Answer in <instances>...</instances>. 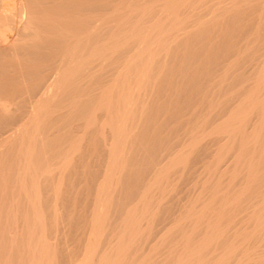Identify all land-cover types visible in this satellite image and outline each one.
I'll return each instance as SVG.
<instances>
[{
    "label": "bare ground",
    "instance_id": "obj_1",
    "mask_svg": "<svg viewBox=\"0 0 264 264\" xmlns=\"http://www.w3.org/2000/svg\"><path fill=\"white\" fill-rule=\"evenodd\" d=\"M31 1L34 2V0ZM52 1H49L51 6L55 2ZM89 1L86 4L88 6H90ZM142 1L124 0L125 3L123 2L121 7L119 3V7L116 8L113 17H111L113 21H111L114 22L115 19L118 23L114 22V24L120 30L115 31L116 33L111 32L112 35L110 36L107 34L108 38L103 39V42L102 40L97 42L100 35L98 32H102L101 28L104 27L103 29H105L106 27L104 24L100 26L98 32L97 28L94 30L84 27L83 33L72 35L74 32L72 29L76 30L79 26L83 27L85 22H88L91 17V10L85 9L86 12L90 13L85 12V16L83 7L80 8L75 5L76 8L81 9L78 11L83 15L78 14L77 11L74 14L63 15L62 11L65 9L62 6L64 2L61 1L62 15L60 13V15L58 13L56 15L58 10L55 7L56 3L53 4V9L56 8L55 13L51 12L54 14L51 15L50 8L48 9L49 14L46 10L44 11L46 1L43 2L42 6H40L42 2L39 1L40 10L42 7L44 9L42 8L43 13L38 16L40 13L38 7L34 5V8L31 3V5L27 4L26 0H0V194L2 196L3 193L4 198L8 195L9 198V203L7 202L9 206H6L7 209L5 210V225H0V264H264V12L261 9L264 3L262 6L259 4L261 9L259 10L256 1L250 2V0ZM56 2L58 3V0ZM69 2L70 4L74 3L71 0ZM83 3L81 4L84 5L85 3ZM36 4L38 6V3ZM48 6L50 7V4ZM88 6L86 7L88 8ZM88 9H92V7ZM66 10L68 9L66 8ZM94 16L92 14V17ZM107 19L104 16L101 22L108 23L110 19ZM94 20L96 19L91 18L89 23ZM19 24L20 26L23 24L22 28L30 30L29 33L27 30V34L24 33V36L26 34L27 39L31 40L28 43V48L40 47L42 50L43 47L48 46L45 42L42 45L43 40L47 37L44 35L45 32L47 33V27H50V31L59 28V32H54L57 33V38H54L55 34L51 33V36L54 35L51 38L53 44L49 43V46L53 48L51 51L55 52L56 46L55 48L53 46L57 45L54 43L57 40L54 39L63 42H61V59L58 58V63L49 57L44 61L42 59L40 63L39 60L34 64H31V61L30 64L23 63L25 58L22 53L24 51H20L21 58L17 56L18 54L15 55L14 42L16 40L12 37V27H17ZM42 24H45L43 36L42 31L40 32ZM224 24L227 25L225 27L231 29L230 32L227 29H224L227 30L226 32L223 31ZM229 25L232 28H229ZM81 29L83 30V28ZM221 30L222 32H220ZM10 31L12 32L9 33ZM17 34L19 35H16L19 43H25L24 38L26 37L22 36L23 33ZM48 35L51 37L50 34ZM91 41L94 43L92 44ZM200 42L201 44H198ZM257 42L259 44L256 46L254 43ZM64 44L66 45L64 46ZM49 46L48 48H50ZM247 50L250 53L253 51V56L257 55L258 59L254 60L255 63L252 64L250 62L253 61L249 62L251 59L248 58V62L252 64L250 67L248 63L249 68L241 65L242 60L240 59ZM48 51L50 54V50ZM224 51L226 52L224 53ZM226 54H232L229 57H233L232 61L229 58L231 64L226 69L229 70L232 67L237 72L236 74H234L235 71L234 73L231 72L232 75H235L234 79L242 81L243 75L250 72H254L255 79H253V74L246 75L245 81L247 79L253 81L246 83L248 87L246 96L244 99H240L241 102L234 110L231 106L233 111L231 115L229 114V116L227 113L228 117L220 118L214 124L211 132L205 131V125L202 126L205 133L203 130L198 132L201 124L195 131L194 128L192 129L195 135L191 137L194 140L190 143V149H195L196 157L200 163V165L198 164L200 166V176H198L200 177L199 207L189 203L191 206L188 207V211L183 217L180 215L181 211L179 212L181 218L175 217L177 219L175 225L172 224L173 226L165 231L164 238L162 236L156 244L150 245L153 234L158 231L154 232V222L156 218H160L158 214L164 213L161 210L163 205L161 206L159 202L157 204L160 210L155 211L153 208L152 188L155 185L161 186L168 179L172 169L174 171L178 165H182L186 169L189 162L184 156L188 150L182 148V150L179 149L175 152L176 156L173 155V158L168 159L167 164L161 163L163 156H167L168 152L173 149L171 150V145L164 146L161 143L163 140L162 132L167 130L162 131L164 127L160 126V122L156 124L158 120L155 119L166 115L170 109L162 112L161 108L159 110L156 107L158 111L156 110L154 113L153 108L155 104L158 106L162 103L160 102L162 96H168L171 103L170 96L172 95H176L174 99L177 97L180 99L177 101L178 104L182 105L183 110L189 106L192 107L194 103L199 102L201 104L206 100V93L199 90L202 86L199 79L200 73L205 71L210 72L209 75H211V71L215 72L218 64H223L218 63L219 60L217 59L222 56L227 57ZM245 54L247 53L245 52ZM118 56L119 61H121L120 57L122 56L123 63L120 64L122 67L118 74H115L117 77L111 84L105 85L101 95H97V104L89 111L87 107L91 108V104H88L91 100H88V95L92 91L84 87L85 83L82 86L79 78L82 76L89 77L87 78V80L89 79L88 82H86L90 85L98 77L95 73L90 72L92 67L102 64L103 67L107 68L103 62L116 60ZM225 59H221V62ZM193 62H198V66H195V71L190 72L189 67H192L190 64ZM112 67L117 68L114 65ZM222 67L225 65L221 66L220 70ZM50 68L51 75L47 74V70ZM113 70L116 71L114 68ZM176 70L180 71L175 72ZM110 71L111 69L108 72ZM222 73L224 72L222 71ZM231 73L229 72V75ZM174 75L177 76H175L176 78L182 77L181 80H174L176 79ZM210 77L216 78V75ZM94 78L95 80H93ZM226 78L228 79V76H225L224 79L219 78V80L224 82ZM97 79L101 83V80ZM83 82L85 81L83 80ZM93 84L96 86L94 82ZM218 84H216L217 88L222 86ZM83 87L87 88L89 93L91 92L85 99L75 96V93L81 92L80 89ZM40 88H43V91ZM93 88L95 89V87ZM202 88L205 89L203 86ZM31 92L40 94L39 97L36 95L37 97L33 101L36 106L35 111L32 109L34 115L29 114L30 110L27 104L30 99L29 95L34 99ZM154 92L155 96H153ZM146 94H148L147 97H145ZM61 95L63 98H67L69 103L70 109H68L69 111L66 109L65 112L68 117L72 114V117L78 118L77 115L80 111L78 119L86 133L83 136L81 134L82 137L71 138L72 136L75 137L73 135L76 131L73 130L74 127L80 126L77 119V124L71 123L70 132H73L72 136L69 135L70 132L69 134L63 133L62 137L54 138L55 140L49 139L43 144L44 141H41L43 139L39 140L37 135L40 134L39 131H43L44 123L48 125L46 120H49L47 118L50 116L49 110L53 108L52 102L59 101L56 98ZM199 95H201L200 100ZM55 103L54 105L60 104ZM64 104L66 105V102ZM64 104L62 107H65ZM56 107L54 106V108ZM62 107H60V111H65V108ZM182 109L179 110L182 112ZM100 110L103 111V114H100ZM52 112L54 111L52 110ZM170 112L175 116L176 113L178 114L175 110ZM171 113L168 116L173 118ZM55 114L58 115L54 112L53 115ZM29 115H33L31 119H29ZM60 115L62 116V113ZM102 116H105L103 123H97ZM162 118L164 120V117ZM68 119L71 120L72 118ZM55 120L59 122L57 118ZM174 120L176 121V119ZM200 121L198 122L200 123ZM152 122H154L153 127ZM96 124H100V127H95ZM155 124L159 126L156 127ZM50 126L47 129H50ZM94 128L97 129L98 141L96 144H92L93 148L90 151L95 150L98 145L101 147L103 155H99L101 160L98 159L100 162H98L100 164L99 167L97 166L98 169L93 174L91 172L90 176L87 175L90 189H87L89 191L86 196L92 198L89 201L91 203V207H89V209L91 208L90 218L84 221L80 213L78 215L76 213L79 212V209L75 210L78 205L73 199L75 194H72L74 184H71V180L73 178L71 180L69 178L74 172L72 170L75 166L79 165L77 161L85 158V154L89 152V140L85 135L90 134ZM185 133L187 132L185 131ZM171 134L169 135L172 136L173 134ZM45 135L44 138L46 139ZM181 139L184 138L179 140ZM187 141L181 142L183 144ZM66 143L68 145H62ZM51 144L52 147H49ZM184 145L189 146V143ZM39 146L40 150L43 151L46 149L43 146H47L52 158L62 155L63 162L59 165L60 168L54 166L55 161L51 162L50 160L48 162L44 159L45 156L49 157L45 155L46 153L38 154L36 149ZM181 147L185 146L181 145ZM40 150L38 151L40 152ZM43 151L42 153H44ZM78 151H81V157L82 154L85 157L76 159V156L78 157L76 152ZM36 152L39 156L45 155L44 160H42L43 156L38 158ZM172 153L170 154L172 155ZM72 166L74 167L72 168ZM166 183L168 184V182ZM3 190L8 191L4 193ZM51 190L52 193L49 194ZM135 196L138 197L135 204L126 207L130 205L129 203L133 201ZM79 198L81 197L79 196ZM82 200H84L83 197ZM75 201L77 200L75 199ZM1 202L3 201L1 200ZM61 205L63 208L59 211L58 207ZM81 206L80 208L83 209ZM80 211L82 213V210ZM195 212L196 217L193 216L195 223H192L188 230H184L185 221L183 219L189 218L190 220ZM2 213L0 210V220ZM113 217L115 220L121 217L120 222L117 220L119 222L118 231L115 232L116 237L111 238L110 236L107 247L103 248L102 244L109 235L108 228ZM145 219L147 221L149 219V223L144 222ZM81 227L83 229L82 234L83 232L87 234L85 233L83 256L77 261L73 259L74 256H67L62 241L66 238V234L71 236ZM173 233L180 234L182 247L179 246L180 249L175 247L169 251L167 257L163 259L159 257V259L157 257V255L161 256L158 254L160 252L159 246L161 247L165 242H168L167 239ZM195 233L198 234L197 243L195 241L190 243ZM51 234L57 238L56 242L50 241ZM144 236L146 237L144 238ZM143 238L142 246H140ZM102 249H104L103 252H101Z\"/></svg>",
    "mask_w": 264,
    "mask_h": 264
},
{
    "label": "rangeland",
    "instance_id": "obj_2",
    "mask_svg": "<svg viewBox=\"0 0 264 264\" xmlns=\"http://www.w3.org/2000/svg\"><path fill=\"white\" fill-rule=\"evenodd\" d=\"M27 2V4H32L33 5V7L35 8V6L36 7H38L37 9H38V11L40 10V6H42V4H44L45 3V1H46V4H44V6H45V8L46 9H44V7H42L43 9H44V11L46 10V12H48V9H49V11H50V14L51 15H54V14H52L51 12H54L55 10H56V8H58V10H57V12H56V15H58L59 13L62 15V12L64 13L63 15H66V14H74V12H78V14H80L81 12V9H79V8H76L75 7V5L77 6L78 5V7H80V8H82V10L84 11V14H85V16H86V13H89V12H86L85 11V9H87L88 11L89 10H91L90 12H91V17H90V19L89 20H91V18H95L96 20H94V21H90V23H89V20H88V22L86 23L85 22V24H84V26L83 27H77V29L75 30V29H72V31H74L73 33H72V35H77V34H79L80 32L81 33H83L84 31H85V28L87 27V29H89V28H91V29H94L95 30V28H97V32L99 31L98 29H100V26H103V24H104V26H106L105 27V29H103V28H101V31L102 32H98V34H100L99 35V40L97 39V42H99L100 40H102V42H103V39L104 40H106V38H108L106 35L108 34V36H110V35H112L111 34V32L112 33H114L115 31L116 32H118L120 29H119V27H117V26H115V24H114V22L115 23H118L115 19H114V22H112L113 20L111 19V17H113V12H115V10H116V8H118L119 7V3H120V7L125 3L124 2V0H91V1H89V0H84V1H80V0H71V2L72 1H74V3L72 2V4H70V0H58V3L56 2L57 0H54L55 2L54 3H56V5L54 4V3H52V6H51V3H49V1H51V2H53L52 0H38V2H37V0H36V2H35V0H34V2H32L31 0V2L29 1V0H26ZM39 1L40 2H42L41 4L39 3ZM64 2V3H60V2ZM67 1V2H66ZM88 1H89V5L90 6H88V5H86L87 3H88ZM125 1H128V0H125ZM137 1H139V0H137ZM140 1H142V0H140ZM143 1H149V0H143ZM142 1V2H143ZM256 1V5L257 6H259V4H261L260 6H262L263 5V0H254V1H252V0H250V2H255ZM44 2V3H43ZM48 2V3H47ZM66 2V3H65ZM85 4H84V3ZM90 2H91V4H90ZM100 2V3H99ZM124 2V3H123ZM136 2V1H135ZM258 2V3H257ZM34 3V4H33ZM36 3H38V6H37V4ZM81 3H83L84 5H82ZM138 3H141V2H138ZM30 4V5H31ZM39 4H40V6H39ZM48 4H50V7L48 6ZM53 4L55 5V10L53 9ZM70 4V5H69ZM253 4H255V3H253ZM29 5V6H30ZM35 5V6H34ZM63 6V8L65 9L64 11H62L63 10V8H60V6ZM65 5H66V8L68 9V10H66V8H65ZM79 5H81V6H79ZM70 6V7H69ZM74 6V7H73ZM86 6H88V8H91L92 7V9H88ZM97 6V7H96ZM260 6L258 7L259 8V10H263V12H264V6H262L261 7V9H260ZM52 7V8H51ZM103 7V8H102ZM107 7V8H106ZM32 8V7H31ZM41 8V10L39 11L40 13H39V15L38 16H40V14H42L43 12H42V9ZM70 8H72L71 10H70ZM113 10H112V9ZM36 9V10H37ZM51 9H52V11H51ZM60 9H62V10H60ZM78 9L80 10V11H78ZM102 10V11H101ZM258 10V11H259ZM62 11V12H61ZM67 13H66V12ZM73 11V12H72ZM82 11V12H83ZM86 12V13H85ZM99 12V13H98ZM55 13V12H54ZM58 13V14H57ZM48 14H49V12H48ZM59 14V15H60ZM82 14V13H81ZM92 14H94L95 16L94 17H92ZM115 14V13H114ZM75 15L76 16H78L79 17V15H77V13H75ZM83 15V14H82ZM105 16V18L107 19H110V24H109V22L108 23H106V22H104V23H102L101 21H102V17H104ZM107 16V17H106ZM87 17L89 18V15H87ZM101 17V18H100ZM98 18V19H97ZM107 19V20H108ZM103 20H104V18H103ZM112 20V21H111ZM96 21H98V22H96ZM94 22V23H93ZM96 22V23H95ZM89 23V24H88ZM93 24V25H92ZM105 24H107V25H105ZM114 24V25H113ZM227 24V23H226ZM226 24H224V27L225 26H227ZM23 25V24H22ZM22 25L20 26V24H19V26H17V27H12V31H10L9 33H11L12 32V37L14 38V40H16L14 43H15V49H16V54L15 55H17V56H19L20 58H21V53H20V51H24L23 53H22V55H24V61H22L23 63H29L30 64V61H31V64H34V63H36V62H38V60H39V63L40 62H42V59H43V61L44 60H47V59H49V58H53L54 59V62L55 61H57V63H58V58L59 59H61V50H62V41L61 40H59V39H54V40H57L56 42H54V43H56L57 45H54L53 47L55 48V46H56V51L54 52H52L51 50H53V48L52 47H50L49 45V43H51L52 42V37L54 36V35H52L51 36V33L52 34H55V36H54V38H57L56 37V35H57V33H54V32H59V28H57V26H56V28L57 29H54V31L52 30V31H50V27L48 28L47 27V33L48 34H50V36L51 37H49V35L45 32V34L43 33V30L45 31V28L43 29V27L45 26V24H42V26H41V30H40V32L42 31V36H43V34L44 35H46L47 37H45V40H43V42H42V45L44 44V42L46 43V45H48L50 48H52V49H50V48H48V46L46 47H43L44 49L42 50V48H38V47H30V48H28V43L29 42H31V40H29V39H27L28 38V36H26V34H27V31H28V33H29V29H27V28H22ZM89 25V26H88ZM91 25V26H90ZM111 25V26H110ZM118 25V24H117ZM49 26V25H48ZM51 26V25H50ZM119 26V25H118ZM19 27V28H18ZM85 27V28H84ZM89 27V28H88ZM116 27V28H115ZM51 28H53V26H51ZM81 28H83V30L81 29ZM219 28H223V27H219ZM229 28H232V27H230V25H229ZM18 29V30H17ZM20 29V30H19ZM40 29V28H39ZM48 29H49V32H48ZM224 29H227V30H229V32H230V30L231 29H228V27H225V28H223V31L224 32H226ZM23 30V32H21ZM27 30V31H26ZM82 30V31H81ZM118 30V31H117ZM26 31V32H25ZM108 31H110V32H108ZM104 32H105V34H104ZM115 32V33H116ZM220 32H222V30L220 31ZM228 32V33H229ZM17 33H19V34H21V33H23L22 34V36H24V33H26L25 34V36L24 37H26V38H24V41H25V43L23 42V43H19V40H18V38H17V36H19ZM104 34V36L100 39V37ZM41 34V33H40ZM98 34H97V38H98ZM17 35V36H16ZM216 35V34H215ZM215 38V37H214ZM93 40V39H92ZM48 41H50V42H48ZM94 41L96 42V39L94 38ZM94 41L92 42V44L94 43ZM48 42V43H47ZM62 42V43H61ZM65 42V41H64ZM67 42V41H66ZM65 42V43H66ZM20 44V45H19ZM51 44H53V43H51ZM198 44H201V42L200 43H198ZM255 45L257 44H259L258 42L257 43H254ZM261 44V43H260ZM41 45V46H42ZM66 44H64V46H65ZM254 45V48L257 46H255ZM25 46H26V48H25ZM52 46V45H51ZM198 46V45H197ZM18 47V48H17ZM196 47V46H195ZM20 48V49H19ZM22 48V49H21ZM35 48H37V49H35ZM59 48H60V50H59ZM254 48H253V50H254ZM26 49V50H25ZM40 51H39V50ZM46 49V50H45ZM29 50V51H28ZM48 50H50V52L51 53H53V54H49V51ZM249 50H251V49H249ZM38 51V52H37ZM248 51V50H247ZM245 51L247 54H245V52L242 54L243 55V57H240V59L242 60V62H241V60H239V62H241V63H239V64H241V65H243V66H247L248 67V65L250 64V63H255L254 62V60L256 61V59H257V55H255V56H253V51H251L252 53H250V51ZM264 51V50H263ZM17 52H19V53H17ZM30 53V54H28V53ZM57 52V53H56ZM226 51H224V53H225ZM262 52V51H261ZM55 53V54H54ZM59 53V54H58ZM223 53V52H222ZM257 53V52H256ZM255 53V54H256ZM259 53V52H258ZM35 54V55H34ZM44 54V56H42ZM48 54V55H47ZM248 54H250V55H252L251 57H250V55H248ZM25 55H26V57L28 58H26L25 57ZM40 55V56H39ZM47 55V56H46ZM227 55V57H224V56H222L221 58L219 57V59H217V60H219L218 61V63H223V64H220L221 66H224L225 65V67H222V70H220L221 68V66L218 64V66H217V68H216V71L215 72H213V71H211V75H209L210 74V72H201L200 73V77H199V79H200V81L202 82V86L203 87H205V89L203 90V88H202V86H201V88L199 89V90H201L202 92H205L206 93V96H205V98H206V100L205 101H203L201 104H199V102H197V104L196 103H194L193 105H192V107L191 106H189V107H187V108H185V110H183L182 109V105L181 104H178L179 102L177 101V100H180L178 97H177V99H174V98H176V95L174 96V95H172V96H170V100L172 101L171 103L169 102V97L167 96H165V97H163V99H162V97H161V100L162 101H160V102H162L160 105H158V106H156L157 104H155V106H154V108H161V111L163 112V110L165 111L166 109H170V111L172 110V111H176V112H178V114H180V115H182V116H180V115H178L177 113H176V116L175 115H172V113L170 112V111H168L167 113H166V115H164V116H162V117H164V120H163V118L162 117H158V119H155V120H158V122H156V124H159V122H160V126H162V127H164L163 128V130L162 131H164L165 129L167 130V131H164V132H166V133H164V132H162V141H161V143L165 146V145H167V144H169V145H171V150L172 151H170V152H168L169 154L171 153V152H173L172 153V155L170 154H168L167 156H163V160H165V161H163L162 160V164H167L168 163V159H171V158H173V155L174 156H176V154H175V152L177 151V150H182V148L185 150H188V152L186 151L185 153H187V154H185L184 156L188 159V163H187V165L188 164H192V165H188V168H187V165H186V169H184L183 168V166L182 165H178L176 168H175V170L173 171V169H172V171L170 172V177L168 176V179L167 180H165L163 183H162V187L161 186H157V185H155V187H153L152 189V195H153V208H154V210L155 211H159L160 210V207H158V204L160 203L161 204V210L162 211H164V213H162V215H159L158 214V216L160 217V218H156V220H155V222H154V232H156V230H158L155 234H153V237H152V240L150 241V245H154V244H156L157 243V241H159V239L165 234V231H167V229L169 228H171L173 225H175V222H176V218H181V216L183 217L184 216V214L188 211V209L190 208V206L191 205H189V203L190 204H194L197 208L199 207V199H198V192H199V183H200V181H199V178L200 177H198V176H200V166H198V164L200 165V163H199V160H198V158L196 157V151H195V149H190L191 148V146H190V143H192L193 142V140H192V138L191 137H193L195 134H194V131L196 130V129H198V126L201 124V127L202 126H204V127H199V130H198V132L200 131V130H203V133H205V131L208 133V132H211L212 131V129L214 128L213 126H214V124H216L217 123V121H219V119L221 118V119H224L225 117H228V115L230 114L231 115V112H233L232 110H231V108L233 107V110L236 108V106L241 102V98H243L244 99V97L246 96V94H247V90H248V87L246 86L247 84H248V82L250 83V82H253V81H249L248 79L245 81V78H246V75L247 74H249V75H252L254 72H250V73H247V74H244L243 75V77H244V79H243V77H242V81H238L236 78V82H235V79H234V77H235V75L234 74H236L237 72L235 71V70H233L232 69V67L230 68V69H232L231 71H230V69L228 70V69H226L227 68V66L228 65H230L231 64V61H232V59H233V57L232 58H230L229 57V55L228 54H226ZM241 55V56H242ZM247 55V56H246ZM230 56H232V54L230 55ZM35 57V58H34ZM47 57V58H46ZM49 57V58H48ZM122 57V56H121ZM120 57V59H121V61H122V58ZM246 57V58H245ZM256 57V58H255ZM119 56L116 58V60L114 59V60H112V61H107V62H103V64H104V66H106L107 68H105V67H103L102 66V64L101 65H94L93 67H92V70L90 71L91 73H95L98 77L97 78H99V80H101V83H100V81H98V79L96 78V81H92V83L90 84L91 85V87H90V85L87 83L88 82V80H87V78H89V77H87V78H85V76L83 77H81V78H79V81L81 82V84H82V86L84 85V83H85V85H87V86H85L84 85V87H87L90 91H92V93L90 94L89 93V90H87V88L85 89L84 87L83 88H81L80 90H81V92H76L75 93V96H79L81 99H85V98H88V96H89V98H88V100L90 99L91 101L88 103L87 101V103L90 105L91 104V108H89V107H87L88 109H89V111H90V109L92 110L94 107H95V105L97 104L96 102H97V98H98V96L97 95H101V93H102V90L105 88V85L106 86H108L109 84H111L112 82H113V80H115L114 78H116L117 77V75L115 76V74H118V72H119V70L121 69V67L122 66H120V64L121 63H123V61L121 62V61H119ZM224 58H226L224 61H222L221 62V59H224ZM229 58H230V60H229ZM248 58H250L251 60H249ZM262 58V57H261ZM22 59H23V57H22ZM27 59V60H26ZM245 59V60H244ZM33 60V61H32ZM117 60H118V62H117ZM201 60V59H200ZM226 60H228V61H226ZM247 60V61H246ZM248 60H249V62L250 61H253V62H248ZM258 60V59H257ZM27 61V62H26ZM115 61V62H114ZM110 62H112L111 64H109ZM118 64H117V63ZM199 62V61H198ZM198 62H193L192 64H190V66H192V67H189L191 70H190V72L191 71H195V66L197 65L198 66ZM56 63V64H57ZM108 63V65H106ZM116 63V64H115ZM229 63V64H228ZM249 63V64H248ZM94 64H96V63H94ZM193 64H195V65H193ZM227 64V65H226ZM252 64H250V67H251V65ZM117 66V68H115V67H112V66ZM122 65V64H121ZM177 65V64H176ZM96 66V67H95ZM196 66V67H197ZM98 67V68H97ZM112 67V68H111ZM177 67V66H176ZM175 67V68H176ZM109 68V69H108ZM113 68L114 69H116V71L115 70H113ZM229 68V67H228ZM249 68V67H248ZM95 69V70H94ZM102 69V70H101ZM111 69V71L110 72H108L109 70ZM117 69H118V71H117ZM224 69H226L225 71H224ZM48 71V72H47ZM46 72H47V74H50L51 75V72H49V71H51V68L50 69H48ZM180 71V70H179ZM179 71H175V72H179ZM201 71V70H200ZM203 71V70H202ZM222 71L225 73V72H227L228 74L226 75V73H225V75H224V73H222ZM234 71H235V73H234ZM239 71V70H238ZM229 72L231 73H234L233 75H232V73H231V75H229ZM206 73V74H205ZM217 73H218V75H217ZM102 74V75H101ZM50 75H49V77H50ZM215 75H216V78H212V77H210V76H213V77H215ZM248 75V77H250ZM108 76V77H107ZM112 76V77H111ZM176 75H174V78H176L175 77ZM224 76V77H223ZM225 76H228V79L226 78L225 80H224V82L223 81H221V80H219V78H225ZM253 76V79H255V77H254V74L252 75ZM111 77V78H110ZM247 77V78H248ZM95 78L93 79V80H95ZM105 78V80H103ZM181 78L182 77H178V78H176V79H174V80H177V81H180L181 80ZM252 78V77H251ZM250 78V79H251ZM86 79V80H85ZM112 79V80H111ZM222 79V80H223ZM252 79V80H253ZM83 80L85 81V82H83ZM209 80V81H208ZM215 80V81H214ZM230 80V81H229ZM87 81V82H86ZM107 81H109V82H107ZM204 81V82H203ZM220 81H221V83H220ZM93 82L96 84V86H93L94 84H93ZM98 84H97V83ZM104 82V83H103ZM209 82V83H208ZM243 82V83H242ZM207 83H208V85H207ZM218 84V85H222V86H219V88H221V87H223V88H221V89H219V88H217L218 86H216V84ZM223 83V84H222ZM245 83V84H244ZM247 83V84H246ZM101 84V85H100ZM203 84H205V85H203ZM104 85V86H103ZM214 85V86H213ZM224 85V86H223ZM97 86H99V87H97ZM101 86V87H100ZM209 86V87H208ZM213 86V87H212ZM246 88H245V87ZM93 87H95V89L93 88ZM207 87V88H206ZM212 87V88H211ZM215 87V88H214ZM242 89H241V88ZM244 88V89H243ZM42 91H43V88H40ZM39 89V90H40ZM92 89V90H91ZM214 89V90H213ZM40 90V91H41ZM86 90H87V92H86ZM206 90V91H205ZM212 90V91H211ZM237 92H236V91ZM242 92H241V91ZM40 91H39V93H40ZM100 91V92H99ZM83 92V93H82ZM166 92V91H165ZM168 92V91H167ZM199 92V91H198ZM197 92V93H198ZM245 92V93H244ZM32 93V92H31ZM38 93V94H39ZM79 93V94H78ZM83 95H82V94ZM87 93V94H86ZM88 93L90 94V95H88ZM99 93V94H98ZM178 93V92H177ZM190 92L188 91V94H189ZM228 93V94H227ZM28 94V93H27ZM33 94V96L32 97H34V99L33 98H31V95H29V97H30V99H29V102L27 103L28 104V109L30 110L29 111V114H33L34 113V108L36 109V106H35V103L33 102L35 99H36V97L38 96H40V94L39 95H37L36 94V92L35 93H32ZM35 94V95H34ZM155 94V92L153 93V96H155L154 95ZM174 94H176V93H174ZM224 94H226V95H224ZM237 94V95H236ZM241 94V95H240ZM37 95V96H36ZM80 95H82V96H80ZM88 95V96H87ZM147 95L148 94H146V96L145 97H147ZM228 95V96H227ZM230 95V96H229ZM231 95H232V97H231ZM92 96V97H91ZM187 96V95H186ZM200 96L201 95H199V100H200ZM225 96H226V98H225ZM236 96V97H235ZM172 97V98H171ZM229 97V98H228ZM92 98V99H91ZM67 98H63V95H61V96H59V97H57L56 98V100H59V101H53L55 104H57V103H60V104H57V105H54V103L52 102V107H51V105H50V108H52L51 110H49V114H50V116L52 117H48L47 119H49L48 121L46 120V123L48 124V125H46L45 123H44V125H43V131H39V133L40 134H38L37 136H38V138H39V140H41V139H43V140H41V141H44L43 142V144L44 143H46L47 141H49V139L50 140H55L54 138H60V137H62L63 136V133H67V134H69V132H70V128H71V123H75V124H77L76 122L78 121V124L80 125V126H75L74 127V129L73 130H76V131H74V133L73 132H70V134L69 135H71L72 136V133H73V135H75V137L74 136H72L71 138H79V137H82L83 136V134H85L86 133V131H84L85 129H84V127H83V125L81 124V121H79V115H80V111H79V114L77 115V117L78 118H76V116H74V117H72L71 115H69V117L66 115V111L68 110V109H70L69 108V103H68V100H66ZM168 99V100H167ZM173 99H174V101H173ZM214 99V100H213ZM217 99V100H216ZM211 100H213V101H211ZM221 100H222V102H221ZM66 102V105L68 106V108H67V106L64 104L65 102ZM177 103H176V102ZM211 101V102H210ZM63 102V103H62ZM92 102V103H91ZM95 102V103H94ZM219 102V103H218ZM228 102V103H227ZM229 102H231L232 103V105H230L231 103H229ZM94 103V105H92ZM170 103V104H169ZM174 103V104H173ZM212 103V104H211ZM62 104V105H61ZM63 104H64V106L65 107H62L63 106ZM87 104V105H88ZM167 104V105H166ZM176 104H178L176 107H175V105ZM207 106H206V105ZM211 104V105H210ZM163 105V106H162ZM205 105V106H204ZM230 105V106H229ZM54 106L56 107V108H54ZM93 106V107H92ZM169 106V107H168ZM210 106V107H209ZM229 106V107H228ZM232 106V107H231ZM33 107V108H32ZM60 107H62V108H65V111L64 110H61L60 111ZM153 108V112L155 113L156 112V110L158 111V109L156 108V109H154ZM165 108V109H164ZM176 108V109H175ZM182 109V112H181V110H179V109ZM197 108V109H196ZM34 111H33V110ZM54 109H57L56 111L54 110ZM67 109V110H66ZM87 109V110H88ZM174 109V110H173ZM187 109V110H186ZM198 109H200V110H198ZM205 109V110H204ZM33 112H32V111ZM52 110L55 112V113H58V115H56V117H55V115H53L54 114V112H52ZM58 110H59V112H58ZM160 110V109H159ZM188 110H189V112H188ZM203 110V111H202ZM63 111V112H62ZM69 111V110H68ZM99 112H101L100 114H103V111L102 110H100ZM181 112V113H180ZM188 112V113H187ZM192 112V113H191ZM60 113H62V116L60 115ZM169 113H171V115L173 116V118H170L171 116H168L169 115ZM228 113V115H226ZM77 114V113H76ZM174 114V113H173ZM188 114V115H187ZM190 114H192V115H190ZM223 114V115H222ZM225 114V115H224ZM34 115V114H33ZM33 115H29V119H31L32 118V116ZM229 115V116H230ZM31 116V117H30ZM67 116V117H66ZM184 116V117H183ZM209 116H211V117H209ZM223 116V117H222ZM72 118L71 120L70 119H68V118ZM105 116H102L101 118H99L100 120L97 122V123H99V122H102L103 123V120L105 119L104 118ZM175 117V118H174ZM55 118H57L58 119V121L59 122H57V120H55ZM76 118V119H75ZM179 118V119H178ZM201 118V119H200ZM208 118V119H207ZM78 119V120H77ZM162 119V120H161ZM174 119H176V121L174 120ZM184 119V120H183ZM212 121H211V120ZM214 119V120H213ZM53 120H55V121H53ZM72 120H74V121H72ZM77 120V121H76ZM81 120V119H80ZM155 120H153L154 122H155ZM177 120H179V121H177ZM181 120H182V122H181ZM187 120H188V122H187ZM201 120V121H200ZM204 120V122H202ZM68 121H70L69 123H68ZM190 121V122H189ZM198 121H200V123L198 122ZM212 123H211V122ZM215 121V122H214ZM50 122H52V123H50ZM62 122H63V125H62ZM154 122H152L151 124H152V127H153V125H154ZM163 122V123H162ZM195 122H197V123H195ZM67 123V124H66ZM164 123H165V125H164ZM175 123H177V124H175ZM191 123V124H190ZM53 124V125H52ZM54 124H55V126H54ZM156 124H155V126H156ZM186 124V125H185ZM194 124V125H193ZM47 127H46V126ZM54 126V127H51V126ZM56 125H58V126H60V127H58V126H56ZM67 125H69L68 127H66ZM181 125H182V127H181ZM188 125V126H187ZM193 125V126H192ZM209 127H208V126ZM211 125V126H210ZM46 128H45V127ZM48 126H50V129H54V131H53V129L52 130H50V129H47L48 128ZM154 126V127H155ZM157 126H159V125H157ZM156 126V127H157ZM57 129H56V128ZM79 127V128H78ZM95 127H100V124L99 125H95ZM208 127V128H207ZM66 128V129H65ZM77 128V129H76ZM194 128V129H193ZM205 129V131H204V129ZM46 129V130H45ZM192 129L194 130V131H192ZM42 130V129H41ZM44 130L46 131L45 133H46V135H45V133H44ZM57 131V133L55 134V132ZM69 130V131H68ZM79 130V131H78ZM97 129H95L94 128V130L93 131H91V133L89 134H87V135H85V136H87V138H88V140H89V145H90V147H89V152H87L85 155H86V157H85V155L83 156V154H82V157H81V151H78V152H76V154L78 155V157L76 156V154H75V156H76V159H82L83 157H85V158H83L82 160H79V161H77L78 163L77 164H79L78 166H75V168H74V170H72V171H77V172H72V175H70L71 177L69 178L72 182H71V184H74L73 186H72V191H73V195L75 194V196L73 197V195H71V197H73V199H74V202H76L75 204L76 205H78L77 207H76V211L78 210L79 212H76L75 210H74V212H76L77 213V215L80 213V216L82 217V218H84V221H87V220H89V218H90V209H89V207H91V203L89 202L90 201V198H92L91 196H86V195H88V191L89 190H87V189H90V186H89V183H88V174H89V176H90V174H91V172H92V174L94 173V171H96L97 169H98V167L100 166V162L98 161V159L99 160H101V155H103L102 154V152H101V147H99L98 145H97V149L95 148V150H93V151H90V150H92V144L93 143H97V141H98V136H97V131H96ZM176 130V131H175ZM189 130V131H188ZM47 131H49V132H47ZM51 131V132H50ZM60 131H61V133H60ZM65 131H67V132H65ZM174 133H173V132ZM185 131L187 132V133H185ZM53 132V133H52ZM78 132H80V133H78ZM42 133V134H41ZM164 133V134H163ZM173 135H172V134ZM49 136H48V135ZM51 134H53V136H51ZM81 134H82V136H81ZM169 134H171L172 136H170ZM182 134V135H181ZM193 134V135H192ZM41 135V137H39ZM44 135H45V137H46V139L44 138ZM176 135V136H175ZM55 136V137H54ZM59 136V137H58ZM164 136H166V138H164ZM185 136V137H184ZM43 137V138H42ZM52 137H53V139H52ZM70 137V136H69ZM180 138H184V139H181V140H179ZM48 139V140H47ZM56 139V140H57ZM176 140V141H175ZM188 140V141H187ZM46 141V142H45ZM96 141V142H95ZM184 142V141H187V142H185V143H183L182 144V142ZM190 141V142H189ZM67 142H69V140H67ZM65 143V142H64ZM189 143V146L188 145H184V144H188ZM54 144V143H53ZM183 145V146H185V147H181V145ZM62 145H64V146H66V145H68L67 143L66 144H62ZM48 146V145H47ZM47 146H43V147H45L46 149V152H45V150L43 151V150H40V146L36 149V151L38 152V154H45V155H48L49 157H47V156H45V155H40V156H43L42 157V160H47L48 162L51 160V162H54V166H56V167H58V168H60V166L59 165H61V162H63V159H62V155H61V153H60V157H54V158H52L51 157V154H50V152L47 150ZM42 147V148H43ZM49 147H52V144H51V146H49ZM48 147V148H49ZM41 148V149H42ZM44 149V148H43ZM38 150H40V152L38 151ZM42 151L44 152V153H42ZM48 151V152H47ZM97 151H99L98 153H97ZM37 152H36V154H37ZM52 152V151H51ZM91 152V153H90ZM163 152V151H162ZM161 152V153H162ZM179 152V151H178ZM177 152V153H178ZM63 153V152H62ZM89 153V154H88ZM37 154V155H38ZM98 154V156H95V155H97ZM89 155V156H88ZM100 155V156H99ZM187 155V156H186ZM39 155H38V158L40 157ZM44 156H45V158H44ZM52 159H51V158ZM95 157V158H94ZM98 157V158H97ZM100 157V158H99ZM171 157V158H170ZM44 158V159H43ZM49 158V159H48ZM88 158H89V160H88ZM165 158V159H164ZM85 159V160H84ZM167 159V160H166ZM190 160H191V162H190ZM96 161V162H95ZM105 161V160H104ZM103 161V162H104ZM167 161V162H166ZM85 162V163H84ZM95 162V163H94ZM99 162V163H98ZM164 162V163H163ZM76 163V162H75ZM84 163V164H83ZM97 163V164H96ZM160 163V165H162ZM88 164H89V166H88ZM85 165V166H84ZM90 165H92V166H90ZM99 165V166H98ZM163 165V166H164ZM81 166V167H80ZM98 166V167H97ZM74 166H72V168H73ZM95 167V168H94ZM97 167V168H96ZM182 167V168H181ZM194 169H193V168ZM199 167V168H198ZM58 168H56L58 171H59V169ZM78 168V169H77ZM80 168V169H79ZM178 168V169H177ZM198 168V169H197ZM196 169V171H193L192 172V170H195ZM189 170V171H188ZM190 170H191V172H190ZM86 171H87V173H86ZM83 172H84V174H83ZM188 172H190V173H188ZM76 173H78V174H76ZM195 173V174H194ZM80 174V175H79ZM188 174H189V177H188ZM191 174V175H190ZM82 175H83V178H81L82 177ZM174 175V176H173ZM150 176H151V174H150ZM177 176H179V177H177ZM193 176V177H192ZM58 177V176H57ZM56 177V178H57ZM180 177H181V179H180ZM195 177V178H194ZM87 178V179H86ZM90 178V177H89ZM153 178H154V176H153ZM175 178H176V180H175ZM84 179V180H83ZM85 179H86V181H85ZM171 179V180H170ZM196 180H198L197 182H196ZM74 181V182H73ZM83 181H85V182H83ZM187 181V182H186ZM166 182H168V184L166 183ZM174 182V183H173ZM176 182V183H175ZM183 182V183H182ZM76 183V184H75ZM78 183H80V184H78ZM86 183H88L87 185H86ZM178 183V184H177ZM198 184V185H196V184ZM166 184V185H165ZM83 185V186H82ZM174 185V186H173ZM74 186H75V188H74ZM157 186V187H156ZM169 187V188H168ZM76 188H77V190H76ZM182 188H183V190H182ZM8 189V188H7ZM81 190V191H80ZM164 190V191H163ZM176 190V191H175ZM8 191V190H7ZM7 191H4L3 190V192L4 193H7ZM77 191V192H76ZM0 192H1V188H0ZM50 193L49 194H51L52 193V190L51 191H49ZM75 192V193H74ZM163 193V194H162ZM179 193H182V194H179ZM82 194V195H81ZM4 194L2 193V196H1V194H0V210H1V213H2V215L4 216H2L1 215V220H0V225H5V220H4V218H5V210L7 209V207L9 206L8 205V203H9V198H8V195H7V197H5L4 198V196H3ZM81 197V198H79V196ZM85 195V196H84ZM82 197L84 198V200H82ZM87 197V198H86ZM2 198V199H1ZM137 196H135L134 198H133V201H131L129 204L130 205H128V206H126V207H131L133 204H135V201L137 200ZM155 198H156V200H155ZM159 198V199H158ZM190 198H191V200H190ZM195 198H196V201H195ZM75 199L77 200V201H75ZM88 199V200H87ZM175 199V200H174ZM1 200L3 201V202H1ZM79 201V202H78ZM172 201V202H171ZM189 201V202H188ZM8 202V203H7ZM60 202V201H59ZM159 202V203H158ZM192 202V203H191ZM3 203V204H2ZM5 203V204H4ZM79 203V204H78ZM86 203V204H85ZM157 205H156V204ZM163 203V204H162ZM188 203V204H187ZM196 203V204H195ZM85 204V205H84ZM88 204H89V206H88ZM188 206H187V205ZM4 205V206H3ZM83 206V209L82 208H80V206ZM87 205V206H86ZM7 206V207H6ZM81 206V207H82ZM187 206V207H186ZM79 207V208H78ZM189 207V208H188ZM2 208H3V210H2ZM60 208V209H59ZM62 208H63V206L61 205V206H59L58 207V210L59 211H61L62 210ZM167 208V209H166ZM185 208H187L186 210H184ZM195 208V207H194ZM197 208H195V210L197 209ZM85 209V210H84ZM180 209V210H179ZM80 210H82V213H81V211ZM167 210V211H166ZM183 210V211H182ZM194 210V211H195ZM181 211V212H180ZM196 211H198V210H196ZM173 212V213H172ZM179 212L181 213L180 215H179ZM83 213H85L84 215H83ZM166 213V214H165ZM75 214V213H74ZM177 214V215H176ZM74 216V215H73ZM75 216H76V214H75ZM157 216V217H158ZM170 216V217H169ZM178 216V217H177ZM193 216H195L196 217V212H195V215H192L191 217H190V220H189V218H182L185 222V224H183L184 226V230H188L189 228H190V226H192V223H195L194 221H195V217H194V219H193ZM10 217V216H9ZM86 217V218H85ZM176 217V218H175ZM115 219H114V217H113V221H112V223H111V225L110 226H112V227H110L109 226V232H108V236L106 237V239H105V241H104V244H102L103 245V248H106L107 247V245H108V242H109V239H110V236H111V238L113 237L114 238V236L116 237V234H115V232L117 233V231H118V224H119V222H120V220H121V217H119V218H117L115 221H117V222H115L114 221ZM146 220V221H145ZM144 220V222H146V223H149V219H148V221H147V219H145ZM3 221H4V223H3ZM151 221H153V220H151ZM150 221V222H151ZM188 221V222H187ZM2 222V223H1ZM152 223V222H151ZM187 223V224H186ZM87 224V223H86ZM173 224V225H172ZM64 226H65V228H66V224L64 223ZM114 226H116V227H114ZM83 227H84V222H83ZM188 227V228H187ZM64 228V229H65ZM187 228V229H186ZM4 229H7V228H4ZM81 229V230H80ZM80 229H77V231L76 232H73V234L71 235V236H69V235H65V239H63V241H62V244H64V250H65V253L67 254V256H70V257H73V259L74 260H79V259H81L82 258V256H83V252H84V244H85V242H84V239L86 238V236H85V233L86 232H83V234H82V227L80 228ZM115 229V230H114ZM163 229H165V230H163ZM112 232V233H111ZM161 233V234H160ZM87 234V233H86ZM197 233H195L193 236H194V238L192 237V240H191V242L190 243H194V241H195V243H197V238H198V234L196 235ZM179 235V236H178ZM51 236V238H50V241L51 242H56L57 241V238L55 237V235L54 234H51L50 235ZM79 236V237H78ZM147 236V235H146ZM146 236H144V238L146 237ZM157 238H155V237ZM54 237V238H53ZM171 237H172V239H171ZM174 237V238H173ZM76 238V239H75ZM83 238V239H82ZM144 238L141 240V242H140V246H142V243H143V240H144ZM163 238H164V236H163ZM162 238V239H163ZM74 239H75V241H74ZM169 239V240H168ZM167 239V241L168 242H165L161 247L159 246V251L160 252H158V254H160L161 256H159V255H157V257L159 258V257H161L162 259L164 258V257H167V254H169V251L170 250H172V249H174L175 247L177 248V249H180L182 246V244H180L181 243V236H180V234L178 233V234H174L173 233V235L172 236H170L169 238ZM179 239V240H178ZM71 240V241H70ZM153 240H154V242H153ZM176 240V241H175ZM79 241V242H78ZM64 242H66V243H64ZM71 242V243H70ZM82 242V243H81ZM177 242V243H176ZM176 243V244H175ZM149 245V246H150ZM174 245V246H173ZM69 248H68V247ZM165 246H167V247H165ZM171 246V247H170ZM179 246H181L180 248H179ZM162 248V249H161ZM167 248H169V249H167ZM171 248V249H170ZM103 250L104 249H102V251L101 252H103ZM167 250V251H166ZM69 251V252H68ZM72 256H71V255ZM160 259V258H159Z\"/></svg>",
    "mask_w": 264,
    "mask_h": 264
}]
</instances>
